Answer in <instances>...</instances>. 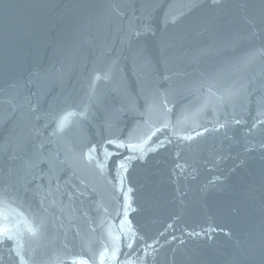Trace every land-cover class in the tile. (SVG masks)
<instances>
[{"label":"water","instance_id":"1","mask_svg":"<svg viewBox=\"0 0 264 264\" xmlns=\"http://www.w3.org/2000/svg\"><path fill=\"white\" fill-rule=\"evenodd\" d=\"M4 230L0 264H264V0H0Z\"/></svg>","mask_w":264,"mask_h":264},{"label":"snow or ice","instance_id":"2","mask_svg":"<svg viewBox=\"0 0 264 264\" xmlns=\"http://www.w3.org/2000/svg\"><path fill=\"white\" fill-rule=\"evenodd\" d=\"M70 115H74V113H70L69 114V116ZM67 119V117H65V120ZM64 126V121L62 120L61 121V124H60V127L62 128ZM27 231L31 234V235H33V236H35L36 234H37V232H38V228H35V227H32V226H27ZM0 234H3V235H6V230H4V232H2V233H0Z\"/></svg>","mask_w":264,"mask_h":264}]
</instances>
